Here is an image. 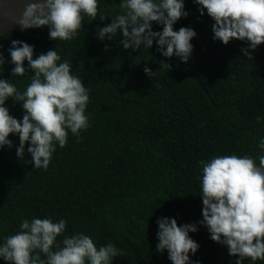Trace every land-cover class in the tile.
Listing matches in <instances>:
<instances>
[{
    "label": "trees",
    "instance_id": "1",
    "mask_svg": "<svg viewBox=\"0 0 264 264\" xmlns=\"http://www.w3.org/2000/svg\"><path fill=\"white\" fill-rule=\"evenodd\" d=\"M120 2L98 0L99 13L108 19L85 16L77 38L69 41L52 40L46 27H18L0 36L6 60L0 78L11 80L19 91L30 78L12 75L13 40L34 46V58L57 50L90 97L89 128L80 137L69 132L66 146L56 145L47 170L27 163L32 159L27 152L24 161L18 158L15 134L9 137L13 146L0 150V244L20 230L24 219H64L65 236L83 233L98 247L111 243L121 249L124 254L113 264H172L167 251H157V221L175 218L180 226L199 228L190 233L199 245L190 254L192 264H235L238 258L199 223L200 162L236 154L258 163L264 155L258 147L264 138V45L251 53L254 59L244 57L247 42L233 40L226 46L214 40L212 18L206 10L201 16L194 0H184L189 15L174 30L190 27L197 33L187 64L162 56L155 42L148 50H124L122 35L104 41L97 36L99 28L121 14ZM152 27L157 32L163 28ZM160 61L171 64V70L160 67ZM19 103L9 98L5 106L22 120ZM245 264L253 262L246 259Z\"/></svg>",
    "mask_w": 264,
    "mask_h": 264
},
{
    "label": "clouds",
    "instance_id": "2",
    "mask_svg": "<svg viewBox=\"0 0 264 264\" xmlns=\"http://www.w3.org/2000/svg\"><path fill=\"white\" fill-rule=\"evenodd\" d=\"M194 2L201 16L206 10L214 21V40L226 46L233 40L247 42L248 47L241 50L243 56L254 59L251 53L264 45V0ZM119 7L121 14L97 30L99 40H114L122 35L123 49L132 51H139L142 46L151 49L155 42L162 56L189 62L193 53L191 41L197 33L190 27L174 30V25L189 15L184 0H121ZM85 16L108 19L99 13L98 0H27L15 22L21 31L46 27L52 40L69 41L77 38ZM153 23L162 25V31H154ZM108 50L106 46L105 51ZM9 53L14 65L12 75H28L30 83L21 92L11 80L0 78V150L13 146L9 137L15 134L19 137L18 158L24 161L27 152L32 157L27 163L34 164L35 170H47L56 145L65 147L69 132L80 137L89 128V91L57 50L34 58V46L13 40ZM5 63L0 50V66ZM160 67L168 71L172 68L165 61H160ZM144 72L149 77L155 74L148 67ZM9 98L21 102L22 120L13 117L5 106ZM258 147L264 150V138ZM200 163V225L207 228L214 242L227 247L230 256L238 258L235 264H245L246 259L253 264L264 261V155L259 156L258 163L252 156L236 154ZM157 224V251H167L172 264H192L190 254L195 255L199 245L190 233L198 232V226H180L175 218H160ZM65 232L64 219H24L20 230L0 244V260L5 264H113L114 258L124 254L111 243L98 247L88 235L65 236ZM59 237L63 239L58 240Z\"/></svg>",
    "mask_w": 264,
    "mask_h": 264
},
{
    "label": "water",
    "instance_id": "3",
    "mask_svg": "<svg viewBox=\"0 0 264 264\" xmlns=\"http://www.w3.org/2000/svg\"><path fill=\"white\" fill-rule=\"evenodd\" d=\"M26 3L27 0H0V36L19 27L15 20Z\"/></svg>",
    "mask_w": 264,
    "mask_h": 264
}]
</instances>
